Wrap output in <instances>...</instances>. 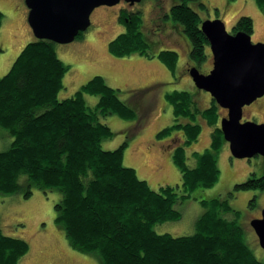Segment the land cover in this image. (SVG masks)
<instances>
[{
	"label": "trees",
	"instance_id": "1",
	"mask_svg": "<svg viewBox=\"0 0 264 264\" xmlns=\"http://www.w3.org/2000/svg\"><path fill=\"white\" fill-rule=\"evenodd\" d=\"M187 1L173 4L165 16L181 25L189 39L185 60L201 65L208 57L210 43L201 29L200 13ZM255 1L263 12L264 0ZM119 14L126 29L109 42L111 53L158 57L175 73L179 53L151 49V42L141 35V11L123 8ZM4 20L0 9V29ZM233 31L253 34V18L240 16ZM83 34L80 32L77 39ZM56 45L49 39L34 38L0 76V126L12 138L9 147L0 150V195L8 199L21 193L28 198L34 187L61 192L55 205L56 222L74 249L95 254L101 264H264L246 241V226L239 221L241 211L233 208L228 198L200 199L192 193L214 186L220 176L219 152L227 140L221 129L222 108L214 97L201 109L190 91L167 93L176 122L158 131V137L184 129L187 145L202 130L195 117L209 119L213 115L217 121L211 131L213 147L195 154L188 153L185 144L177 147L174 161L182 182L157 190L140 178L135 168L124 164L128 140L113 150L103 148V140L111 138L113 131L101 116L117 112L133 119L135 108L101 75L63 96L60 91L66 88L65 76L72 65L60 58ZM89 94L98 97L95 107L87 103ZM181 117L188 122L180 123ZM193 157L197 161L191 160ZM244 189L264 190V174L252 173L229 194L234 196ZM190 197L206 207L200 214L202 207L193 204L195 232L159 233L158 225L182 218L177 206ZM9 243L15 247L8 250ZM28 247L27 240L5 234L0 227V264H16Z\"/></svg>",
	"mask_w": 264,
	"mask_h": 264
},
{
	"label": "rangeland",
	"instance_id": "2",
	"mask_svg": "<svg viewBox=\"0 0 264 264\" xmlns=\"http://www.w3.org/2000/svg\"><path fill=\"white\" fill-rule=\"evenodd\" d=\"M181 1L141 0L134 5L127 1L123 3L120 1L113 6H100V15L95 11L92 14L91 26L83 31L81 38L71 42H75L73 47H76L78 51L67 54L68 56L65 57L59 55L66 63L70 62L69 56L72 61H80L78 64L73 61L75 70L70 73V76H66L70 85L60 91L64 95L72 93L74 86L86 75L90 77L101 75L110 86L119 88L120 98L124 102L135 108L137 115L133 119L124 118L117 112H112L106 117L101 116V121L107 123L113 131L111 138L103 140V148L113 150L128 140L124 149V164L135 168L139 177L146 179L151 187L157 190L163 185H178L177 183L182 182L181 170L174 161V154L177 147L185 144L187 131L178 128L164 136H157L162 128L176 122L167 93L175 89L190 91L196 97L201 109L206 108L213 97L210 92L196 86L187 65L189 62L201 73L209 74L210 72H206L212 66L214 67L212 56L209 55L201 65L185 60L190 50V42L184 28L176 24L171 17L165 16L167 12H170L173 4ZM189 1L187 2L200 13L202 19L220 18L225 22L228 31L233 29L240 16H251L254 20L252 40L264 42V11L262 12L255 0ZM201 1L207 6L202 5ZM125 6L126 8L128 6L130 11L133 8L141 11L143 16L141 35L151 42V49L154 52L172 49L179 53L175 73H172L158 57L148 58L138 53L118 57L111 53L108 47L109 42L126 29L118 14ZM0 9L5 13V20L0 29L1 73L10 65L12 58L24 42L32 36L33 31L24 19L27 16L28 20L29 11L25 0H0ZM68 44L70 43H57L56 49L61 50ZM142 87H146L144 91L138 90ZM130 89L132 91L129 92ZM86 99L92 107H95L98 102L96 95L89 94ZM220 107L223 119L228 116V109L221 105ZM195 119L196 122L201 123L202 130L195 134L196 140L184 145L186 151L192 154L199 149L206 151V148L213 147L214 136L211 131L217 121L213 115H209V119L203 116L195 117ZM187 120L189 119L181 117L179 122L187 123ZM246 120L264 123V96L244 107L243 121ZM5 133L4 128L0 126V150L8 148L12 141V138ZM230 154H232L230 143L226 141L219 152V180L212 187L197 188L192 193L200 199L228 198L230 205L241 211L239 221L246 226L247 231L244 234L248 245L257 258L264 261V248L250 225L251 219L260 217L262 214L264 190L244 189L238 190L234 196L229 194L237 183L245 181L252 173L259 176L264 174V156L237 158L231 157ZM191 160L197 161V157ZM61 196L58 190L45 191L38 187L33 188V194L28 198L21 193L9 196L8 199L0 195L2 231L27 240L29 245L16 264H101L95 254H85L74 249L64 229L56 222L55 205ZM191 197L177 206L182 212V218L158 225L156 230L159 233L170 232L173 235H184L195 232L193 204L196 203L202 207L199 208L200 214L206 207L200 200L191 199ZM251 202L252 205H250ZM14 247V243H9L7 249Z\"/></svg>",
	"mask_w": 264,
	"mask_h": 264
},
{
	"label": "water",
	"instance_id": "3",
	"mask_svg": "<svg viewBox=\"0 0 264 264\" xmlns=\"http://www.w3.org/2000/svg\"><path fill=\"white\" fill-rule=\"evenodd\" d=\"M122 0H25L28 23L37 39L56 43L73 42L80 32L92 24V14L100 6H113ZM135 4L141 0H124ZM201 29L214 55V67L204 74L195 66L190 75L198 88L210 92L228 109L221 120V129L230 143L234 157L264 156V123L243 121L244 107L264 96V42H254L251 34L239 31L231 34L225 22L206 19ZM250 225L264 248V208L261 217Z\"/></svg>",
	"mask_w": 264,
	"mask_h": 264
},
{
	"label": "crops",
	"instance_id": "4",
	"mask_svg": "<svg viewBox=\"0 0 264 264\" xmlns=\"http://www.w3.org/2000/svg\"><path fill=\"white\" fill-rule=\"evenodd\" d=\"M101 8L100 7H98L95 11H97V14L98 15H100V10ZM103 10V9H102ZM118 14H119V12H118ZM27 16H25V20L27 21V23H28V20H27V18H26ZM238 17V16H237ZM28 25H29V23H28ZM30 26V25H29ZM33 33V32H32ZM34 38H36L35 36H34V34H32V36L30 37V38H28L25 42H24V44L22 45V47H21V49L17 52V54H15V56L12 58V60H11V62H10V65L12 64V62H13V60L15 59V57L19 54V52L22 50V48L29 42V41H32V40H34ZM75 43V42H74ZM74 43H70V44H68V45H65L64 47H62V49L61 50H57V52L59 53V55L60 56H68L67 54H71V53H74V52H77L78 51V49H76V47H73L74 46ZM71 47H73V48H71ZM73 49H74V51H73ZM1 55V54H0ZM62 58V57H61ZM63 59V58H62ZM72 58H70V56H69V58H68V60L71 62H68L70 65H72L71 66V69H70V71L69 72H67V74H66V76L68 75V76H70V73L73 71V70H75L74 69V64H73V61H75V60H71ZM78 64V63H80V61H75V64ZM9 65V66H10ZM9 66L6 68V69H4V71H2L1 73H4L8 68H9ZM0 73V74H1ZM65 76V85H67L66 86V88L67 87H69V85H70V83H69V79L67 78ZM92 77V76H91ZM89 75H86L85 76V78H83L81 81H79L78 83H77V85H75L74 86V88L71 90V91H73L72 93H74V90L75 89H78L84 82H86L89 78H91ZM66 78H67V80H66ZM115 85H117V84H115ZM117 86H120V85H117ZM148 86V85H147ZM76 91V90H75ZM129 92L131 91V90H128ZM72 93H70L69 95H71ZM63 94V93H62ZM63 96H64V94H63ZM67 96V95H66Z\"/></svg>",
	"mask_w": 264,
	"mask_h": 264
},
{
	"label": "flooded vegetation",
	"instance_id": "5",
	"mask_svg": "<svg viewBox=\"0 0 264 264\" xmlns=\"http://www.w3.org/2000/svg\"><path fill=\"white\" fill-rule=\"evenodd\" d=\"M124 1L122 0L120 3H123ZM129 3V2H128ZM134 5V4H133ZM124 8H126V6L124 7ZM127 9H129V7L127 6ZM136 9H132L131 11H135ZM138 10H140V9H138ZM95 12V11H94ZM93 12V13H94ZM238 19V18H237ZM204 20H206V19H203L202 20V22L204 21ZM237 21V20H236ZM202 22H201V24H202ZM231 34H236L237 32H239V31H237V32H234L233 31V29L231 30V31H229ZM207 53H208V56L210 55V56H212V59H213V63H214V55H213V53H212V50H211V47H210V44H209V46L207 47ZM187 65L189 66L188 67V70L190 71V68L191 67H193L194 65L193 64H190L189 62H187ZM212 68H213V66L206 72V73H208V72H210V70H212ZM147 87V86H146ZM146 87H142V88H138V90H140V91H144L143 89L144 88H146ZM131 91H132V89H130ZM169 126V125H168ZM261 217V216H260Z\"/></svg>",
	"mask_w": 264,
	"mask_h": 264
},
{
	"label": "clouds",
	"instance_id": "6",
	"mask_svg": "<svg viewBox=\"0 0 264 264\" xmlns=\"http://www.w3.org/2000/svg\"><path fill=\"white\" fill-rule=\"evenodd\" d=\"M94 14V13H93ZM92 20H93V15H92ZM202 25V24H201ZM77 39V38H76ZM75 41V40H74Z\"/></svg>",
	"mask_w": 264,
	"mask_h": 264
}]
</instances>
